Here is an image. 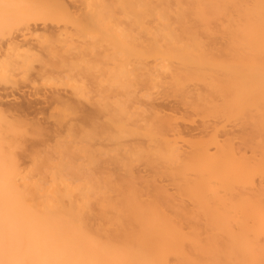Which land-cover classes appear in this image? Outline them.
Wrapping results in <instances>:
<instances>
[{"label":"bare ground","instance_id":"obj_1","mask_svg":"<svg viewBox=\"0 0 264 264\" xmlns=\"http://www.w3.org/2000/svg\"><path fill=\"white\" fill-rule=\"evenodd\" d=\"M80 2L0 43V86L75 96L51 143L0 93V264H264V0Z\"/></svg>","mask_w":264,"mask_h":264},{"label":"rangeland","instance_id":"obj_2","mask_svg":"<svg viewBox=\"0 0 264 264\" xmlns=\"http://www.w3.org/2000/svg\"><path fill=\"white\" fill-rule=\"evenodd\" d=\"M41 1H42V3L39 2L38 4H36L34 6V12L27 13V14H24L22 12L17 13L15 11L14 6L10 7V6L0 5V43H4L10 37H13L15 35H18V34L25 32L29 26H33V27L49 26L51 28H57L58 29L60 27V28L64 29L65 27L71 28V26L74 25V21H73L74 19L71 16L72 14L66 12L63 9L57 10L55 7V5H56L55 3H57V1H65L69 5L75 6V5H79L81 3L80 2L81 0H44V1L41 0ZM50 8L52 9V12H51ZM19 13L22 15H20ZM18 16L21 19L17 18ZM106 23L107 24L109 23L110 25H107ZM118 24H121L122 26L125 24V14L120 10H117L114 18L110 19L108 22L102 23V27H101V24H100V26H97V27H101L100 29L103 28V30H100V32L101 31L103 32L104 30L106 31L107 28H111L112 25L114 27L115 26L118 27L119 26ZM92 29H93L92 31H90L91 28L89 29V31L87 32L88 34L85 33V34H87L85 38L87 40L92 39L91 41H94L95 40L94 37L97 38L96 36L99 33V31L98 32L94 31L97 29L93 28V26H92ZM81 34L80 33L76 34L75 39L77 40V42L84 40L83 39L84 34H82V35ZM89 34H91V35L94 34L96 36H94V35L89 36ZM77 35L78 36L81 35L83 37L82 38H81V36L77 37ZM100 35H102V33H100L99 36ZM89 73L91 76L89 75L90 79L88 80V82H89L88 84H93L94 83L93 76L95 78H97V76L99 75L98 73H100V72H97L96 70L94 72V70H93L91 72L89 71ZM100 74H102V73H100ZM92 80H93V82L90 83V81H92ZM29 84L28 83H27V85L22 84L23 86L21 87V89H17V90L16 89L15 90L6 89V88L0 86V93L2 95V99L5 103V105L11 107V112L13 114L17 115L18 117H21L20 118L21 120L28 121V122H38V123H41L43 126L45 125V128H47V129L49 128L48 130H50V132L48 134L51 137L49 135L46 137L49 138L50 140H48L45 137H44V140L46 139L52 143L54 141L53 140L54 136H56L58 134H61L62 136L68 135V129L63 128V129L59 130L54 125L53 121L55 119V116L57 115V110L61 109V108H65L66 104H64L63 102H56L53 98V94L57 90L58 92H61V94L63 96L67 97V99L72 100L75 98V96L73 95V91H72L71 87H69L68 85H66V83L61 82V81H58V83H56V81L45 82V81H42L39 79H35L34 83H32L30 85ZM89 94L91 95L92 93L89 92ZM87 101L88 100L87 99L85 100V98H81V100H80L81 103L83 102V105L85 106L86 110L91 111L93 109V106H92L91 102H89V101L87 102ZM160 101L161 100H159V102ZM172 101H173V99L171 100V98H170V100H165V101H161V102H163L165 105H172ZM54 111H55V113H54ZM91 118H92V116L90 118L89 117L87 118V122H85L87 125H89V123H91L90 122V121H92ZM197 122H199V121H195L194 124H193V122H190V124H193L192 125L193 127L189 124V122L186 124H183V125H184V127L186 126L187 129L195 128L199 125V123H197ZM37 137H39V136H37ZM34 139H35V137H34ZM36 139H38V138H36ZM105 142L112 144V142H110V141H105ZM100 143H101L100 141H97V140L95 141L96 145H100ZM24 162H25V164H27L28 160H24Z\"/></svg>","mask_w":264,"mask_h":264}]
</instances>
